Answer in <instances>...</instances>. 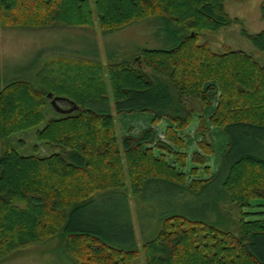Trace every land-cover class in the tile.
Masks as SVG:
<instances>
[{"label": "trees", "instance_id": "obj_1", "mask_svg": "<svg viewBox=\"0 0 264 264\" xmlns=\"http://www.w3.org/2000/svg\"><path fill=\"white\" fill-rule=\"evenodd\" d=\"M224 2L0 0L2 27H86L96 11L106 30L155 20L167 32L159 36L166 47H143L134 61L110 64L115 108L97 60H49L37 82L14 77L0 87V141L10 144L0 156V258L58 238L85 264H264V211H251L264 206V65L245 51L219 54L201 42L205 31L232 23ZM243 35L264 52V30ZM50 93L79 108L57 112ZM193 100L203 111L205 155L192 160L206 174V155H214L210 109V122L228 138L219 169L207 179L189 183L180 171L188 166L187 153L155 143V127L125 136L121 147L114 111L150 112L153 124L169 120L167 137L183 150L177 130L191 124ZM31 129L38 142L26 154L18 148L25 141L11 139ZM39 143L54 151L41 154ZM152 144L178 165L165 153L156 156ZM197 173L198 167L191 174ZM128 182L139 203V227ZM223 202L230 204L228 218Z\"/></svg>", "mask_w": 264, "mask_h": 264}, {"label": "rangeland", "instance_id": "obj_2", "mask_svg": "<svg viewBox=\"0 0 264 264\" xmlns=\"http://www.w3.org/2000/svg\"><path fill=\"white\" fill-rule=\"evenodd\" d=\"M224 4L227 13L233 20L232 23L217 32L205 31L201 42L209 43L212 50L219 54L227 50L245 51L252 55L260 64L264 65V52L259 50L252 41L243 35L244 32L255 35L264 30V0H225ZM93 16L94 24L86 27L53 26L50 28L24 29L0 26V87L4 86L7 79L14 77L31 79L37 82V73H39L43 64L49 60H57L60 58L67 61L80 59L85 61L97 60L104 67L108 87L107 96L110 99L112 107L115 108L113 88L110 82V64L125 60L129 62L134 61L141 54L139 49L143 47L152 49L166 47V45L161 44L162 42L159 41V36L166 37L167 32L162 31L160 25L155 20L134 23L122 29L106 30L101 26L96 11ZM37 54H40L37 60H35V66L37 67L26 72L25 67L30 63H34ZM137 65H140L141 68L151 75L154 73V70L150 66L141 62V59L138 60ZM50 100L52 103V99ZM214 104L217 106L218 102L215 101ZM58 105L64 110L73 108L71 104L64 101H58ZM189 106L196 109V112L192 116V122L186 130H177L178 135L186 143V147L183 150L172 144L167 137V130L172 125L169 120L163 119L153 124L154 115L150 112L119 114L114 111L116 131L121 147L125 136L131 135L133 137H139L145 129L155 127V143H166L171 145L174 150L187 153L188 166L186 168H180V171L187 174L189 183L194 179H207L219 169L222 156L228 145V138L210 122L208 117L214 113V110L210 109L208 112L209 115L207 114L206 117V122L211 130V137L214 141V155H206L208 164L211 167V173L206 174L204 172V166L195 164L192 160L193 154L195 153L205 155L203 149L200 148V143L204 140L200 133L203 111L200 108V103L196 100H193ZM51 115L53 114H48L49 117ZM19 139H23L25 142L23 146H18V148L26 154L32 153L33 145L38 142L34 129L18 133L11 139L12 144H16ZM9 145L8 142L0 141V156L6 152ZM148 147L154 149L156 156L165 153L170 164L178 165V159L174 155L159 150L155 144L149 145ZM52 151L54 150L50 149V147L40 144L41 154H50ZM196 167H198V173L191 174L192 170ZM128 185L129 190L127 194L132 200L133 211L135 213L133 217L135 218L136 226L139 227V222L137 223L138 216L136 215V209L139 203L132 196L130 190L131 183L128 182ZM174 200L172 198V201ZM171 204L172 202L170 201ZM221 205L225 209L223 210V214L228 218L229 215L226 210L230 207V204L223 202ZM252 209L251 211H264V206H255ZM229 219L235 225L236 221L232 217ZM233 225H229V228L233 229ZM138 245L142 249L143 242L140 240ZM0 264L85 263L78 261L76 253H70L63 247V244L60 245L58 238H53L43 243H35L18 248L0 258Z\"/></svg>", "mask_w": 264, "mask_h": 264}, {"label": "water", "instance_id": "obj_3", "mask_svg": "<svg viewBox=\"0 0 264 264\" xmlns=\"http://www.w3.org/2000/svg\"><path fill=\"white\" fill-rule=\"evenodd\" d=\"M50 99H52V105L55 107V109L63 114H68V113H72L73 111L77 110L79 108L78 105H76L75 103H73V108L69 109V110H64L62 109L59 105H58V101H60L63 97H59L56 96L54 97L52 93L49 94L48 96Z\"/></svg>", "mask_w": 264, "mask_h": 264}]
</instances>
